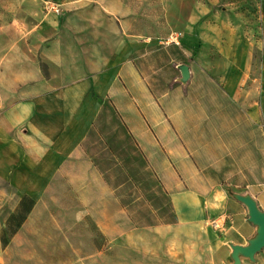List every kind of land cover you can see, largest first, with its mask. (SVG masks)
I'll return each instance as SVG.
<instances>
[{
	"label": "rangeland",
	"instance_id": "obj_1",
	"mask_svg": "<svg viewBox=\"0 0 264 264\" xmlns=\"http://www.w3.org/2000/svg\"><path fill=\"white\" fill-rule=\"evenodd\" d=\"M205 2L234 27L227 62L231 75L224 84L185 57L182 20L176 16L166 21L159 0H0V98L9 104L27 92L41 95L74 81L86 86L89 97L98 96L97 108H92L97 121L84 150L105 173L116 198L109 220L103 222L116 231L107 237L90 215L93 206L80 203L64 180L55 176L8 244L0 243V264H173L125 251L118 229L125 223V205L132 202L128 207L135 216L145 218L133 220L134 224L156 223L153 215L160 221L187 217L198 208L185 184L192 175L186 168L192 167L199 172L194 182L198 184L202 174L222 184L228 176L232 180L238 176L244 184L264 182V128L244 105L246 95L251 93L256 101L264 86V0ZM190 5L184 4L180 17L187 16ZM139 12L143 31L125 45V20L137 23ZM171 32L180 33L178 45L166 43ZM181 64L194 73L185 82ZM161 67L175 73L168 80L178 91L172 96L174 107L165 109L169 103L163 101L156 105L148 83L139 91L132 89L141 108L127 106L125 89L137 76L128 81L126 73ZM137 119L143 126L138 131L146 132L144 139L135 135L137 122L131 120ZM152 134H165L167 139L155 142ZM138 149L158 152L155 158L145 156L146 173L141 175L146 195L139 199L134 189L125 195V163L133 166L131 170L142 165ZM167 162L177 167L183 182L173 190V202L163 184L158 189V178L148 173L149 164ZM1 185L8 193L15 191L5 182ZM11 201L0 209V229ZM242 260L241 264H264V248L254 260Z\"/></svg>",
	"mask_w": 264,
	"mask_h": 264
},
{
	"label": "crops",
	"instance_id": "obj_2",
	"mask_svg": "<svg viewBox=\"0 0 264 264\" xmlns=\"http://www.w3.org/2000/svg\"><path fill=\"white\" fill-rule=\"evenodd\" d=\"M190 2L187 16L180 17L184 4ZM159 4L166 21L170 22L176 16L182 20V51L185 57L203 66L201 71L209 77L226 83V77L231 75L227 70V62L233 50V25L211 11L205 0H159ZM141 15L140 12L137 14V23L125 20V45L130 44L133 36L143 31L144 20ZM127 53L125 52V60L128 58ZM174 74L162 67L126 73L127 80L136 76L137 79L131 82L128 90L125 89V104L141 108L140 100L133 96L132 89L137 87L139 91L140 86L148 83L156 105L163 101L169 103L165 105V109L174 107L175 100L172 96L178 91L173 83L168 82ZM193 75L190 69L189 78ZM147 76L151 79L142 80ZM29 88L33 91L35 87ZM85 91L84 84L74 81L41 95L27 92L9 104L4 102V97L0 98V209L12 200L10 214L21 197L27 195L35 201L29 216L38 196L51 188L55 176L61 177L80 203L93 206L91 217L98 229L111 237L116 231L114 226L103 222L109 220L110 211L115 206L113 186L105 180V173L94 166L84 150V142L97 121V112L92 108H97L99 100L96 99L98 96L89 97ZM130 94L132 98L129 97ZM251 96V93L245 96L244 105L248 107L254 120L259 121L264 128V86L256 101ZM131 121L137 122V127H134L137 131L142 129L139 119ZM130 131L133 132L131 127ZM135 135L137 139H144L146 132L141 134L138 131ZM164 135L152 134L151 137L156 142L166 140ZM168 139H171V135ZM137 152L143 158L142 165H137V170H131L133 166L125 163V195L128 190L134 189L137 190L136 197L139 199L146 195L143 186L146 180L143 182L145 177L141 175L146 173L145 156L155 158L158 152L141 149ZM148 167V173L158 178V189L161 190L163 184L173 202V190L178 183H183L177 176V167L174 168L170 162L163 165L149 164ZM188 172L192 175L185 184L198 206L196 211L189 213L187 217L167 221H160L162 218L153 215L151 219L159 221L141 225L132 223L133 220H145L143 217H136L135 211L128 207L133 203L125 205V223L118 229H121L119 235L126 252L161 263L227 264L231 262L228 261L230 244L245 245L255 234L256 227L248 221L245 205L232 194L251 195L259 209L264 211V182L244 184L238 176L235 177L237 180L228 176L222 180L225 182L222 184L202 174L201 183L198 184L194 182L199 172H195L193 167L186 168V173ZM135 173L138 175H134ZM3 182L15 191L8 193L1 185ZM221 218V228L211 225L212 220Z\"/></svg>",
	"mask_w": 264,
	"mask_h": 264
},
{
	"label": "water",
	"instance_id": "obj_3",
	"mask_svg": "<svg viewBox=\"0 0 264 264\" xmlns=\"http://www.w3.org/2000/svg\"><path fill=\"white\" fill-rule=\"evenodd\" d=\"M181 80L189 79V69L186 64L179 66ZM233 197L245 205L248 214V221L256 227L255 234L247 240L245 245L230 244L231 262L227 264H241L242 258L254 260L255 255L264 248V211L259 209L255 199L249 194L233 193Z\"/></svg>",
	"mask_w": 264,
	"mask_h": 264
},
{
	"label": "trees",
	"instance_id": "obj_4",
	"mask_svg": "<svg viewBox=\"0 0 264 264\" xmlns=\"http://www.w3.org/2000/svg\"><path fill=\"white\" fill-rule=\"evenodd\" d=\"M34 202L33 198L23 195L19 200L17 207L8 215L4 227L0 229V243L3 247L8 244L11 237L26 220L34 206Z\"/></svg>",
	"mask_w": 264,
	"mask_h": 264
},
{
	"label": "built area",
	"instance_id": "obj_5",
	"mask_svg": "<svg viewBox=\"0 0 264 264\" xmlns=\"http://www.w3.org/2000/svg\"><path fill=\"white\" fill-rule=\"evenodd\" d=\"M180 33L178 32H171L168 37L166 43L168 44H176L178 45L180 43ZM223 221L221 219H217L213 221L214 227H218L219 225L222 226Z\"/></svg>",
	"mask_w": 264,
	"mask_h": 264
}]
</instances>
